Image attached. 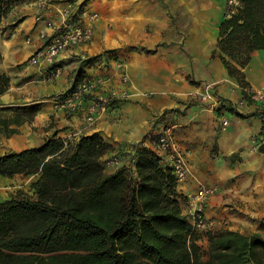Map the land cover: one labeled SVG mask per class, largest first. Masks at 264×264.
Segmentation results:
<instances>
[{"label": "crops", "instance_id": "obj_1", "mask_svg": "<svg viewBox=\"0 0 264 264\" xmlns=\"http://www.w3.org/2000/svg\"><path fill=\"white\" fill-rule=\"evenodd\" d=\"M50 2V9L42 12L39 21L35 20L38 11L33 1H21L0 24V72L9 80L7 90L0 95V119L36 110L32 121L8 125L16 129L8 137L0 125V154L37 146L54 131L60 138L79 132L97 133L111 144L115 151L108 152L103 157L106 159L118 148L124 150L138 142L153 115L168 108L183 110L188 105L185 115L168 125L190 171L177 191L183 195L199 183L216 185L219 192L206 205L212 232L257 231L264 220V152L258 151L253 140L262 126L259 114L264 113V104L247 102L239 106L243 117L226 113L229 124L223 130L214 107L196 103V96L205 91L208 83L212 84L210 93L229 103H237L242 96L239 82L227 73L217 48L226 0H75L78 7L82 5L98 14L93 39L60 54L63 73L47 82V69L31 65L28 57L53 34L46 21L59 20L62 0ZM42 31L47 34L44 39L39 38ZM27 38L30 43H26ZM125 44L157 49L147 54L130 52L127 64L123 61L131 80L128 99L116 102L91 125L86 124L81 111L67 114L55 106L57 95L70 86L77 66L74 56L95 55ZM83 69L92 75L106 71L110 78L104 90L119 85L111 67ZM239 69L246 87L264 89V49L252 51L248 63ZM135 87L149 89L153 94L133 95ZM37 177L0 176V199H6L16 189L27 190ZM207 242L204 237V249Z\"/></svg>", "mask_w": 264, "mask_h": 264}, {"label": "trees", "instance_id": "obj_2", "mask_svg": "<svg viewBox=\"0 0 264 264\" xmlns=\"http://www.w3.org/2000/svg\"><path fill=\"white\" fill-rule=\"evenodd\" d=\"M21 1L31 0H0V24ZM217 48L227 73L246 87L239 68L252 51L264 49V0H244L237 14L224 16ZM115 53L108 49L74 56L73 82L56 100L91 75L83 67L97 68L103 62L111 67L109 62L119 59ZM8 82L0 72V95ZM215 97L217 115L243 117L239 105ZM240 98L250 103L245 92ZM35 111L0 119L4 135L16 132L8 125L32 121ZM172 113L183 110H165L138 142L126 146L128 150L118 148L122 164L110 172L104 170L103 157L112 151L111 144L97 133L65 145L54 131L37 146L0 154V176L38 175L27 190L0 199V264H264V220L254 232L208 231L207 248L201 250L183 214L174 175L146 144L168 128L166 115ZM259 117L257 149L264 152V113Z\"/></svg>", "mask_w": 264, "mask_h": 264}, {"label": "built area", "instance_id": "obj_3", "mask_svg": "<svg viewBox=\"0 0 264 264\" xmlns=\"http://www.w3.org/2000/svg\"><path fill=\"white\" fill-rule=\"evenodd\" d=\"M38 13L35 20L39 21L42 12L51 7L50 0H31ZM244 0H226L225 18H231L243 6ZM59 20L46 21V26L54 32L49 39L40 47L32 51L28 57V62L36 67L47 69L44 78L47 82H53L63 73V65L59 63L60 54L72 49L75 46L85 45L92 41L95 30V23L98 14L87 8H80L75 0H62V7L58 10ZM47 36L45 31L40 32L39 38ZM30 43V39H26ZM84 57V56H82ZM113 72L118 75L119 85L111 89L104 90L103 85L108 82L110 76L105 71L103 73L90 75L78 80L75 86L62 99L56 100L55 106L62 109L67 114H75L81 111L84 114L86 124L91 125L101 118L116 102L128 99L130 96V79L125 68V63L121 59H113L110 62ZM73 82V75L70 85ZM70 87V86H69ZM68 87V88H69ZM67 88V89H68ZM212 84L205 85V91L200 94L201 99L211 103L210 107H215L217 98L210 93ZM248 96L250 102L254 104H264V89L250 90L248 87L241 88ZM244 98H240L237 105L246 104ZM221 128L224 130L228 124V117L221 115ZM80 133H72L63 137L64 144L76 141ZM126 150L127 147L125 148ZM151 149L158 156L161 163L168 166L175 177L177 187L186 182L190 175L187 159L184 152L174 141L170 128L157 132ZM122 164L121 156L116 152L104 159V170L110 171ZM219 192L216 185L197 184L196 188L182 195L183 214L192 227V232L207 233L211 230V222L206 216L207 201Z\"/></svg>", "mask_w": 264, "mask_h": 264}, {"label": "rangeland", "instance_id": "obj_4", "mask_svg": "<svg viewBox=\"0 0 264 264\" xmlns=\"http://www.w3.org/2000/svg\"><path fill=\"white\" fill-rule=\"evenodd\" d=\"M158 45H162V43H159ZM158 45H156L155 47H157ZM145 48H147L146 46H144V45H141V44H135V45H133V44H125V45H120V46H118V47H115V48H112L113 50H115V54L118 56V57H120V58H122L123 59V61L127 64V58H128V54L130 53V52H138V53H145L144 52V50L143 49H145ZM148 49V48H147ZM154 49V51L152 52V53H154L157 49L156 48H153ZM107 50V49H106ZM103 51H105V50H103ZM102 51V52H103ZM101 53V52H100ZM145 54H147V53H145ZM85 56H91V55H85ZM99 67H103V66H98V68ZM105 67H106V65H105ZM104 67V68H105ZM110 69V68H109ZM109 69H106V70H109ZM100 70H102V68H100ZM104 70V69H103ZM104 72V71H103ZM130 78V77H129ZM131 81V80H130ZM205 89V88H204ZM136 91V92H135ZM133 92H135V93H133V95L135 94V95H144V96H149V95H152L153 94V92H151L149 89H147L146 91L144 90H141V89H137L136 90V87L134 88V91ZM215 94V93H214ZM196 98H197V100H196V103H202V104H204V103H207L208 101L207 100H203V99H201V97H200V95H198V96H196ZM126 100V99H125ZM190 104V103H189ZM192 105V104H191ZM176 108V107H175ZM177 108H179V107H177ZM188 108V105H186V107L184 106L183 107V113H180V114H176V113H172V117L170 116L171 114H167L166 115V117H167V120L168 121H165L166 122V124H170V123H175L176 121H179L180 120V118H182L184 115H185V112H186V109ZM170 109H173V108H168V109H165V110H170ZM164 110V111H165ZM181 110V109H180ZM164 111H162L160 114H157V115H153V117H151V119H150V121H149V125H148V128L149 129H151L152 127H155L156 126V124H157V120L160 118L159 116L164 112ZM226 114V113H225ZM221 115H223V114H220V115H217V117L219 118L218 119V121H219V126H220V128H221ZM161 121V120H160ZM162 122V121H161ZM154 123H155V125H154ZM158 123H160V122H158ZM160 124H163V123H160ZM148 128H146V131H148L149 129ZM146 131H145V133H146ZM156 133V132H155ZM144 134V133H143ZM258 138H257V135H255L254 136V140H253V144L258 148V146H259V142H258ZM111 150L112 151H115L114 150V148L112 147V145H111ZM204 185H211V184H208V183H206V184H204ZM16 190H20V189H16ZM14 193H15V191H14ZM7 194V193H6ZM12 194L11 193H8L7 194V196L9 197V196H11ZM8 197H6V198H8ZM211 222V221H210ZM261 222V221H260ZM213 224L211 223V230L210 231H213ZM262 234L264 235V229H262ZM197 236H198V244L201 246V250L204 252V247H205V245L204 244H202L203 243V239H204V237H205V233H197Z\"/></svg>", "mask_w": 264, "mask_h": 264}, {"label": "bare ground", "instance_id": "obj_5", "mask_svg": "<svg viewBox=\"0 0 264 264\" xmlns=\"http://www.w3.org/2000/svg\"><path fill=\"white\" fill-rule=\"evenodd\" d=\"M128 128V127H127ZM10 142V141H9Z\"/></svg>", "mask_w": 264, "mask_h": 264}]
</instances>
